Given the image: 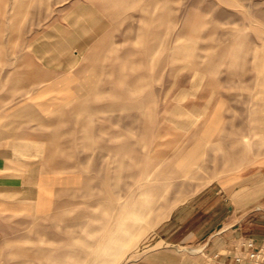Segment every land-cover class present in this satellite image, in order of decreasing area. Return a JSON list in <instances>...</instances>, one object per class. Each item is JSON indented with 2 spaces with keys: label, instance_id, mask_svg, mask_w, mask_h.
Returning <instances> with one entry per match:
<instances>
[{
  "label": "rangeland",
  "instance_id": "1",
  "mask_svg": "<svg viewBox=\"0 0 264 264\" xmlns=\"http://www.w3.org/2000/svg\"><path fill=\"white\" fill-rule=\"evenodd\" d=\"M12 1L60 74L28 98L44 145L0 264H218L220 206L264 156V0Z\"/></svg>",
  "mask_w": 264,
  "mask_h": 264
},
{
  "label": "crops",
  "instance_id": "2",
  "mask_svg": "<svg viewBox=\"0 0 264 264\" xmlns=\"http://www.w3.org/2000/svg\"><path fill=\"white\" fill-rule=\"evenodd\" d=\"M44 57L43 33L29 27L26 3L18 6L12 0H0V240L13 214L22 212L29 200L28 145H44L43 115L38 105H29L28 100L31 97L38 103L43 96L38 88L44 82L43 76H51L54 81V76L60 74L58 57L50 68L45 67ZM244 160L247 163L240 178L244 184L234 188L233 203L220 206L224 212L215 223L227 222V227L210 237L214 244L227 241L218 248L222 252L215 255L218 264H232L246 240L264 248V229L255 231L256 227H251V222L261 225L264 216L257 214L260 220L256 222L249 215L253 208L264 210V156L250 154Z\"/></svg>",
  "mask_w": 264,
  "mask_h": 264
},
{
  "label": "built area",
  "instance_id": "3",
  "mask_svg": "<svg viewBox=\"0 0 264 264\" xmlns=\"http://www.w3.org/2000/svg\"><path fill=\"white\" fill-rule=\"evenodd\" d=\"M232 264H264V248L256 247L252 240H246Z\"/></svg>",
  "mask_w": 264,
  "mask_h": 264
}]
</instances>
